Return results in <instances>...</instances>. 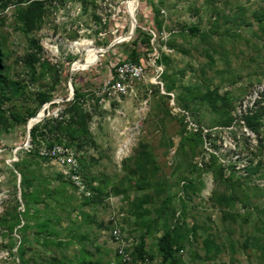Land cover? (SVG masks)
<instances>
[{
  "label": "rangeland",
  "instance_id": "obj_1",
  "mask_svg": "<svg viewBox=\"0 0 264 264\" xmlns=\"http://www.w3.org/2000/svg\"><path fill=\"white\" fill-rule=\"evenodd\" d=\"M115 228L136 264H264V0H0V264H107Z\"/></svg>",
  "mask_w": 264,
  "mask_h": 264
},
{
  "label": "built area",
  "instance_id": "obj_2",
  "mask_svg": "<svg viewBox=\"0 0 264 264\" xmlns=\"http://www.w3.org/2000/svg\"><path fill=\"white\" fill-rule=\"evenodd\" d=\"M152 42L153 39L151 40V43ZM154 53H156L155 48H153V56L148 58V62L152 65L157 58ZM145 68L144 64L129 60L119 63L113 70V75L107 78V80L100 86V101L102 102L105 97L108 100H115L127 95L131 99L132 94L135 95L134 97H137L135 93L131 92V86L133 85V82L142 79L145 73ZM156 71H158L156 72L158 74L155 76L159 77L161 71L158 69H156ZM134 100L138 101V98H134ZM46 153L51 156L58 165L66 169L68 177L80 190H85L83 181L76 175L78 172V166L73 151L68 148L54 145L48 152H40L41 155H45ZM110 237L114 245V258L107 264H136V261L143 263L140 260L147 263L146 256H143L140 260H134L133 246L125 241L123 234L118 228H115L110 232Z\"/></svg>",
  "mask_w": 264,
  "mask_h": 264
},
{
  "label": "trees",
  "instance_id": "obj_3",
  "mask_svg": "<svg viewBox=\"0 0 264 264\" xmlns=\"http://www.w3.org/2000/svg\"><path fill=\"white\" fill-rule=\"evenodd\" d=\"M15 119V122H21L20 119H17L16 117H14ZM24 121V120H23ZM168 238H169V235L168 233H165L163 234L159 240H158V248H159V251L161 253V256L162 258L165 260V259H170V261L174 260V256H173V252H172V244H171V241H168ZM142 252H141V248H134V251H133V257H134V260L136 261L138 258H141L139 257L138 255H141Z\"/></svg>",
  "mask_w": 264,
  "mask_h": 264
},
{
  "label": "bare ground",
  "instance_id": "obj_4",
  "mask_svg": "<svg viewBox=\"0 0 264 264\" xmlns=\"http://www.w3.org/2000/svg\"><path fill=\"white\" fill-rule=\"evenodd\" d=\"M127 8H128V12L131 14V16L133 18V16H134V14H133L134 6H133L132 2H129ZM134 22L135 21L133 19V21H132V27L134 25ZM73 47H74L75 51H85V53H87V58H86V63L87 64L93 62L96 59L95 58V53H96L95 52V49L92 48L89 45L88 42H86V41H82V43L76 42V43H73ZM40 116H41V114L38 115L39 118H40ZM36 121H37V119H34V120L29 121L28 126H31V124L34 123V122H36Z\"/></svg>",
  "mask_w": 264,
  "mask_h": 264
},
{
  "label": "water",
  "instance_id": "obj_5",
  "mask_svg": "<svg viewBox=\"0 0 264 264\" xmlns=\"http://www.w3.org/2000/svg\"><path fill=\"white\" fill-rule=\"evenodd\" d=\"M134 27H135V22H134V25H133V27H132V30H131V31H133ZM29 128H30V126H28V125H27V131L29 130Z\"/></svg>",
  "mask_w": 264,
  "mask_h": 264
}]
</instances>
